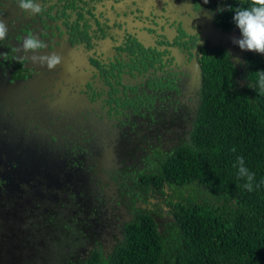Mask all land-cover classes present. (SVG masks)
I'll return each instance as SVG.
<instances>
[{
	"label": "flooded vegetation",
	"instance_id": "obj_1",
	"mask_svg": "<svg viewBox=\"0 0 264 264\" xmlns=\"http://www.w3.org/2000/svg\"><path fill=\"white\" fill-rule=\"evenodd\" d=\"M239 1L38 0L30 14L0 0V249L13 244L12 264L108 259L140 215H172L167 168L194 145L206 70L226 54L241 71L255 53L232 43ZM30 35L44 47L24 50Z\"/></svg>",
	"mask_w": 264,
	"mask_h": 264
},
{
	"label": "trees",
	"instance_id": "obj_2",
	"mask_svg": "<svg viewBox=\"0 0 264 264\" xmlns=\"http://www.w3.org/2000/svg\"><path fill=\"white\" fill-rule=\"evenodd\" d=\"M248 3L240 0L237 7ZM261 75L264 55L258 53L248 55L241 71L226 54L209 66L194 145L175 154L167 168L168 184L178 191L171 198L172 215L161 223L143 213L112 256L78 264H264ZM238 156L260 185L252 192L242 187L245 181L233 167Z\"/></svg>",
	"mask_w": 264,
	"mask_h": 264
},
{
	"label": "clouds",
	"instance_id": "obj_3",
	"mask_svg": "<svg viewBox=\"0 0 264 264\" xmlns=\"http://www.w3.org/2000/svg\"><path fill=\"white\" fill-rule=\"evenodd\" d=\"M18 7L30 14H38L42 10L38 0H18ZM229 10L234 12L232 20L241 34L240 38L233 37L232 43L238 45L241 50L264 55V0H249L246 7L234 9L230 7ZM7 33L8 27L3 21H0V40L5 39ZM43 47V42L34 35L27 36L22 44L24 50H38ZM40 60L51 69L61 62V57L58 54H51L40 57ZM258 87L264 90V75H261ZM233 167L237 168L238 178L245 181L242 187L248 192H252L260 186L254 183L255 173L245 165L243 156L236 158Z\"/></svg>",
	"mask_w": 264,
	"mask_h": 264
},
{
	"label": "rangeland",
	"instance_id": "obj_4",
	"mask_svg": "<svg viewBox=\"0 0 264 264\" xmlns=\"http://www.w3.org/2000/svg\"><path fill=\"white\" fill-rule=\"evenodd\" d=\"M31 241H33V239H31ZM5 244H7V243H5ZM15 251H16V249L13 248V244L10 245V243L8 245H5V248L3 250L0 249V264H12L13 263L12 257H14L13 253ZM29 254H32V252L30 251ZM19 261H20V263H23L24 262V256L21 259H19Z\"/></svg>",
	"mask_w": 264,
	"mask_h": 264
},
{
	"label": "water",
	"instance_id": "obj_5",
	"mask_svg": "<svg viewBox=\"0 0 264 264\" xmlns=\"http://www.w3.org/2000/svg\"><path fill=\"white\" fill-rule=\"evenodd\" d=\"M251 52V51H250Z\"/></svg>",
	"mask_w": 264,
	"mask_h": 264
}]
</instances>
